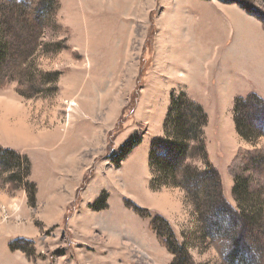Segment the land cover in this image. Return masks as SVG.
Masks as SVG:
<instances>
[{"label":"rangeland","instance_id":"374dc122","mask_svg":"<svg viewBox=\"0 0 264 264\" xmlns=\"http://www.w3.org/2000/svg\"><path fill=\"white\" fill-rule=\"evenodd\" d=\"M17 1L22 8L0 0V17H14L18 23L27 8L38 6V11L28 35L18 34L20 53L0 56V264H172L174 255L150 228V219L132 208L164 219L193 264H221L193 198L156 167L150 168V182L147 166L153 139L172 131L165 126L169 91L186 84L184 76L171 83L164 69L179 57L170 52L174 38L169 35L175 29L171 17L184 14L189 1ZM216 1L234 3L258 21L264 13V0ZM0 35L3 41L2 31ZM203 113L204 140L188 144L183 165L202 172L208 159L224 175L223 197L236 209L234 176L248 180L247 190L256 194L264 191V172L253 171L246 160H226L220 136L205 131L209 120ZM263 117L261 112L251 125L264 130ZM93 128L101 151L82 163L74 155L80 144L91 141ZM131 137L139 141L136 162L116 169L112 160ZM239 137L247 149L238 153H264L263 138L252 142ZM173 150L167 146L155 153L174 161ZM120 191L126 195L119 196ZM46 194L51 200L44 202ZM246 238L251 241V232ZM253 260L264 264V256Z\"/></svg>","mask_w":264,"mask_h":264},{"label":"trees","instance_id":"16d2710c","mask_svg":"<svg viewBox=\"0 0 264 264\" xmlns=\"http://www.w3.org/2000/svg\"><path fill=\"white\" fill-rule=\"evenodd\" d=\"M10 1L11 8H22L17 0ZM250 8L252 9L251 6ZM37 9L38 6L35 9L27 8L18 23L15 22L14 17H0V31H2L3 38V41L0 39L2 43L0 56L14 57L20 53L18 34L28 35L29 31L34 28ZM259 14V21L264 24V13ZM168 112L165 126L169 125L172 131L165 130L164 137L153 139L150 146L149 167L153 170L156 167L159 173H163L166 178L172 181L173 186H180L193 198L207 236L221 255V264H256L253 258L258 255L260 258L264 256V222L261 220V214L264 215L263 188L256 194H250L247 190L248 180L242 182V179L235 175L233 194L238 205L236 209L231 208L223 197L220 175L208 159H206L207 170L202 172L188 169L189 167L183 165L184 154L189 148L188 144L199 139L204 140L203 127L206 120L203 110L190 101L185 94L171 93ZM261 112L264 113V102L256 95L251 94L234 100V124L236 132L244 140L254 142L258 138L264 139V130H258L251 125V121L257 119ZM113 144L109 137L110 154H114ZM138 145L139 141L136 137L126 140L119 148L115 159L112 160L113 166L120 167L121 162ZM167 146L174 148L176 161H166L162 158L163 156L157 158L156 150L158 148L165 149V147L167 149ZM4 153L13 155V152L10 151ZM244 160L248 162L253 171L264 172V153L262 151H240L235 157L234 164ZM187 171H190L191 175L186 178L184 174ZM32 202L34 203V200ZM132 209L139 217L150 219V228L157 232L159 241L174 255L175 260L172 264H193L186 249L179 244L164 219L159 216L151 217L145 209ZM228 231L231 233L230 235H228ZM248 232L252 234V239L249 242L246 238ZM250 251H252L251 254Z\"/></svg>","mask_w":264,"mask_h":264},{"label":"crops","instance_id":"0c3cea01","mask_svg":"<svg viewBox=\"0 0 264 264\" xmlns=\"http://www.w3.org/2000/svg\"><path fill=\"white\" fill-rule=\"evenodd\" d=\"M187 2L184 14L178 13L171 17V20L175 19L173 23L175 29L169 35L174 38L169 41L170 52L179 53V57L175 56V64L169 63L170 67L164 69L169 70L171 83L173 79L184 76L186 84L184 89L172 88L169 95L185 94L202 107L209 120L205 131L209 129L216 138L220 136L219 147L226 150L221 154L226 160L232 161L240 149H247L235 129L234 100L253 94L264 102V29L260 21L247 15L234 3L222 4L216 0H187ZM262 5L264 10V4ZM174 32L175 35H172ZM89 132L91 141L84 145L80 144V153L74 155L75 158L79 157L82 163L96 158L101 151L96 144L97 131L93 128ZM52 136L54 135L47 137ZM215 137L209 141V155ZM138 146L121 162V165L136 162L134 153ZM147 157L151 182L149 154ZM63 162L65 163L64 160ZM141 168L146 169L143 164ZM116 169H122V166ZM59 171L54 172L53 175L47 174L45 179L57 175ZM220 175L224 179V175L222 173ZM49 185L55 190L53 183ZM123 194L126 195L123 191L119 192V196H124ZM46 200H51V197L48 196L44 202ZM60 200L56 214L62 202Z\"/></svg>","mask_w":264,"mask_h":264},{"label":"bare ground","instance_id":"6f19581e","mask_svg":"<svg viewBox=\"0 0 264 264\" xmlns=\"http://www.w3.org/2000/svg\"><path fill=\"white\" fill-rule=\"evenodd\" d=\"M72 106H74L73 103H71V104L69 105V109H68V111H70V107H72Z\"/></svg>","mask_w":264,"mask_h":264}]
</instances>
